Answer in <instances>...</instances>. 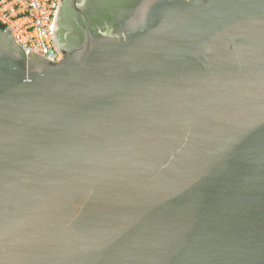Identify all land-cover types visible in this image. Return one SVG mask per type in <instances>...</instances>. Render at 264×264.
I'll use <instances>...</instances> for the list:
<instances>
[{"label":"water","instance_id":"water-1","mask_svg":"<svg viewBox=\"0 0 264 264\" xmlns=\"http://www.w3.org/2000/svg\"><path fill=\"white\" fill-rule=\"evenodd\" d=\"M54 40L0 30V264H264V0H62Z\"/></svg>","mask_w":264,"mask_h":264},{"label":"built area","instance_id":"built-area-1","mask_svg":"<svg viewBox=\"0 0 264 264\" xmlns=\"http://www.w3.org/2000/svg\"><path fill=\"white\" fill-rule=\"evenodd\" d=\"M61 1L0 0V24L27 54L60 62L63 54L54 40V28Z\"/></svg>","mask_w":264,"mask_h":264},{"label":"trees","instance_id":"trees-1","mask_svg":"<svg viewBox=\"0 0 264 264\" xmlns=\"http://www.w3.org/2000/svg\"><path fill=\"white\" fill-rule=\"evenodd\" d=\"M3 29H5V26L0 24V30H3Z\"/></svg>","mask_w":264,"mask_h":264}]
</instances>
